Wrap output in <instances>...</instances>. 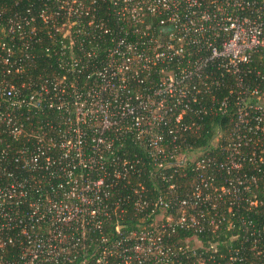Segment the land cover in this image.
I'll use <instances>...</instances> for the list:
<instances>
[{
  "label": "built area",
  "instance_id": "obj_1",
  "mask_svg": "<svg viewBox=\"0 0 264 264\" xmlns=\"http://www.w3.org/2000/svg\"><path fill=\"white\" fill-rule=\"evenodd\" d=\"M38 16L15 11L0 29L9 37L0 40L7 73L26 70L40 27L54 41L46 50L59 70L0 82V264H174L185 248L164 245V231L202 228L203 213L190 206L212 202L215 209L226 195L238 198L247 178L230 176L218 186L212 170H240L257 155L246 156L242 145L264 135V87L251 81L255 73L264 80L255 62L264 54V5L56 0ZM211 112L230 119L224 141L213 146L222 155L211 154L213 147L180 152L182 133L199 129L196 119ZM40 113L44 122L36 123ZM129 141L159 169L191 162L210 173L192 196L173 195L174 183L171 196L149 198L142 183L123 191L143 159L128 152ZM160 174L172 182L173 175ZM130 202L141 215L135 226L125 220ZM173 208L177 217L166 214ZM246 259L233 257L232 264Z\"/></svg>",
  "mask_w": 264,
  "mask_h": 264
},
{
  "label": "trees",
  "instance_id": "obj_2",
  "mask_svg": "<svg viewBox=\"0 0 264 264\" xmlns=\"http://www.w3.org/2000/svg\"><path fill=\"white\" fill-rule=\"evenodd\" d=\"M258 1L264 5V0ZM16 2L18 3L16 4ZM54 2L56 0H0V11H3L0 15V29L5 27L8 17L15 11L34 15L36 20L40 21L38 13L47 4L52 6ZM28 9L30 12H28ZM107 12V8L102 7L100 15L105 16ZM2 39L9 40V37L3 31L0 32V40ZM16 43L20 49V41L16 40ZM53 43L54 41L49 37L47 30L40 27L37 30L36 40L32 42L33 45L30 49L33 59L28 61L26 70L20 72L19 77H16L14 74L7 73L5 66L0 63V82L27 80L29 77L39 80L40 76H50L53 72L59 71L57 56L46 50L50 45H54ZM261 53L256 54L255 62L261 72L264 73V54ZM251 81L252 84H262L261 86L264 87V80L260 79L256 73L252 76ZM217 91L218 95L223 96L228 93V88ZM205 102L211 104V97L207 96ZM43 115L45 114L40 113L37 115L36 123L44 122ZM196 120L200 124V128L182 133L178 140L180 152H192L205 147L211 148L216 143L218 145L224 141L225 132L221 133V131H225L230 127V119L215 112H211L205 118ZM2 136L8 142H14L17 145L23 143V140L13 141L6 134H2ZM126 148L128 152L136 150L143 156V159L139 165L141 172L133 174L130 177V182H125L124 185L121 184L122 187L124 186L123 191L130 190V192H134L133 189L139 188V183H142L149 198L159 194L171 196L170 183H174L173 195L184 197L189 194L192 196L194 186L200 184L201 178L207 177L210 173V171L197 169L191 162L182 168L173 166L159 169L154 166L153 159L147 157V154L138 143L129 141ZM241 148L248 157L252 155V151H256L255 159H244L243 167L240 170H232L230 173L226 168L216 167L212 170L216 177L215 183L218 186L226 184V180L230 176L241 175L243 178H247L248 180L246 179L245 183L239 185L240 196L234 198L233 195H226L225 201L216 200L218 206L215 209L212 202H203L202 206L196 209L190 206L189 212L193 211L196 214V210H201L203 213L200 224L202 228L197 230L195 228L187 229L178 225L174 231H164V245H171L176 250L179 246L185 248L184 251H177V256L173 259L174 264H200L199 259H204V264H232V258L236 256H244L247 259L242 262L237 261L234 264H257L255 262L264 257V135L260 139L253 137L248 145L243 144ZM216 153L219 156L221 154L213 147L211 154ZM160 173H164L166 176L173 175L172 182L162 179L161 176H158ZM245 186H249V188H245ZM231 199L233 203L229 204ZM252 200H257V204H252ZM230 206L232 207L231 211L229 210ZM128 207L129 211L125 215V220L131 226H135L141 215L134 211L131 202ZM179 211L180 209L173 208L167 211L166 214L172 213L177 217ZM151 220V218L146 219V221ZM193 236H196L201 242V246L194 248L195 244L192 245V240L189 243L187 242V239ZM212 244L215 245V248L212 247ZM253 245H256V250L251 249Z\"/></svg>",
  "mask_w": 264,
  "mask_h": 264
},
{
  "label": "rangeland",
  "instance_id": "obj_3",
  "mask_svg": "<svg viewBox=\"0 0 264 264\" xmlns=\"http://www.w3.org/2000/svg\"><path fill=\"white\" fill-rule=\"evenodd\" d=\"M162 218H163V214H161L159 217H157V219L160 221V220H162ZM199 245L200 244V242L197 240V239H195V237L194 238H192V245Z\"/></svg>",
  "mask_w": 264,
  "mask_h": 264
}]
</instances>
